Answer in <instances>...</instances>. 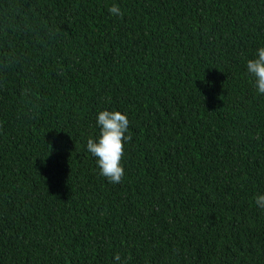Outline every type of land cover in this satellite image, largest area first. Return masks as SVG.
Wrapping results in <instances>:
<instances>
[{"label": "trees", "instance_id": "16d2710c", "mask_svg": "<svg viewBox=\"0 0 264 264\" xmlns=\"http://www.w3.org/2000/svg\"><path fill=\"white\" fill-rule=\"evenodd\" d=\"M261 47L264 0H0V264H264Z\"/></svg>", "mask_w": 264, "mask_h": 264}, {"label": "clouds", "instance_id": "9594fccd", "mask_svg": "<svg viewBox=\"0 0 264 264\" xmlns=\"http://www.w3.org/2000/svg\"><path fill=\"white\" fill-rule=\"evenodd\" d=\"M113 15L122 16L120 8L113 5L109 8ZM247 71L255 77V87L260 94H264V47L257 50V58L247 61ZM129 119L120 111L103 110L98 113L97 124L100 127L98 141L87 139V150L97 158L100 174L110 183L118 184L124 177L122 157L124 154V142L132 139L129 133ZM256 204L264 208V194L255 197ZM115 264H126L121 255L114 257Z\"/></svg>", "mask_w": 264, "mask_h": 264}]
</instances>
